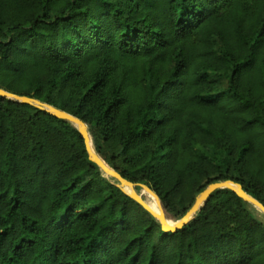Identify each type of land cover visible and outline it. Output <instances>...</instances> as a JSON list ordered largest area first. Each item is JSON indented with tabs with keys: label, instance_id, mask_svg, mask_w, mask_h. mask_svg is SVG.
I'll list each match as a JSON object with an SVG mask.
<instances>
[{
	"label": "trees",
	"instance_id": "trees-1",
	"mask_svg": "<svg viewBox=\"0 0 264 264\" xmlns=\"http://www.w3.org/2000/svg\"><path fill=\"white\" fill-rule=\"evenodd\" d=\"M0 88L174 219L225 179L264 205V0H0ZM0 264H264V215L223 188L162 231L76 127L0 97Z\"/></svg>",
	"mask_w": 264,
	"mask_h": 264
},
{
	"label": "water",
	"instance_id": "water-1",
	"mask_svg": "<svg viewBox=\"0 0 264 264\" xmlns=\"http://www.w3.org/2000/svg\"><path fill=\"white\" fill-rule=\"evenodd\" d=\"M0 97L6 98L14 102L34 106L44 112H47L50 115L68 121L74 127H76L83 139L88 159L98 166L102 176L113 182L116 187H118L123 193H125L146 212H148L159 223L162 231L175 232L180 229L195 216V214L200 210L206 199L214 190L223 188L230 189L238 197L251 204L256 210H258L261 214L264 215V205L262 203H260L257 199L246 193L239 183L234 182L231 179H225L207 184L200 192L195 195L191 205L184 212V214L178 219L171 221L170 223L165 217L166 213L162 206V209L159 213L153 212L149 208L145 200L140 196L138 191L135 189L136 186H138L140 189H146L147 191L152 193L156 200L160 203L158 196L147 185L142 183H134L122 177L115 169L110 167L107 163H105L102 158H100V156L95 152L92 146V141L87 129V125L81 119L64 110H61L45 102L39 101L38 99L26 95H19L16 93L8 92L2 88H0Z\"/></svg>",
	"mask_w": 264,
	"mask_h": 264
},
{
	"label": "bare ground",
	"instance_id": "bare-ground-1",
	"mask_svg": "<svg viewBox=\"0 0 264 264\" xmlns=\"http://www.w3.org/2000/svg\"><path fill=\"white\" fill-rule=\"evenodd\" d=\"M141 191H139L138 193L140 194V196L143 198L142 196V192H145V194H147L149 200L147 199H144L145 202L147 203V205L149 206V208L153 211V212H156V213H159L160 210L162 209L161 208V205L160 203L156 200V198L154 197V195L152 193H150L149 191H147L146 189L144 188H141L140 189ZM166 217V216H165ZM166 219L168 220V222L171 223V221H173V219H170V218H167Z\"/></svg>",
	"mask_w": 264,
	"mask_h": 264
},
{
	"label": "rangeland",
	"instance_id": "rangeland-1",
	"mask_svg": "<svg viewBox=\"0 0 264 264\" xmlns=\"http://www.w3.org/2000/svg\"><path fill=\"white\" fill-rule=\"evenodd\" d=\"M138 191H141V190L139 189ZM142 196H143L144 199L149 200V198H148L147 194H145V192H142ZM257 211H258V210H257ZM258 212H259V211H258ZM166 215H167L169 218L175 220V219H174L172 216H170L169 214L166 213Z\"/></svg>",
	"mask_w": 264,
	"mask_h": 264
}]
</instances>
